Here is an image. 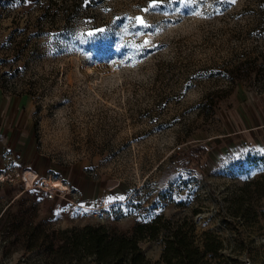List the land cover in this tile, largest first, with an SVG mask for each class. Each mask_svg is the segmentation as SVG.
<instances>
[{
	"label": "rangeland",
	"instance_id": "374dc122",
	"mask_svg": "<svg viewBox=\"0 0 264 264\" xmlns=\"http://www.w3.org/2000/svg\"><path fill=\"white\" fill-rule=\"evenodd\" d=\"M260 111L264 0H0V171L68 185L61 228L159 215L153 262L183 225L222 240L200 263L264 264Z\"/></svg>",
	"mask_w": 264,
	"mask_h": 264
},
{
	"label": "trees",
	"instance_id": "16d2710c",
	"mask_svg": "<svg viewBox=\"0 0 264 264\" xmlns=\"http://www.w3.org/2000/svg\"><path fill=\"white\" fill-rule=\"evenodd\" d=\"M208 145L192 148L187 152L191 164L195 168L205 165L209 156ZM162 217L156 215L154 220L139 222L132 232H119L103 224H86L84 226L61 228L57 238L60 243L46 244L49 259L43 264H82L86 258L95 260L97 264H203L199 259L208 253H218L222 248V240L208 234L203 250L189 241L188 230L183 225L170 226L164 232L165 250L155 262L147 258L140 245L146 237L158 238L163 230L159 226Z\"/></svg>",
	"mask_w": 264,
	"mask_h": 264
},
{
	"label": "crops",
	"instance_id": "0c3cea01",
	"mask_svg": "<svg viewBox=\"0 0 264 264\" xmlns=\"http://www.w3.org/2000/svg\"><path fill=\"white\" fill-rule=\"evenodd\" d=\"M253 118L264 123V112H256ZM29 171L33 177L26 176ZM23 174L29 184L26 188L18 181L0 183V264L44 263L49 259L46 244L60 243L56 237L62 227L58 204L69 205L68 198H49L46 190L30 185L34 170L28 168Z\"/></svg>",
	"mask_w": 264,
	"mask_h": 264
},
{
	"label": "built area",
	"instance_id": "2783aa9c",
	"mask_svg": "<svg viewBox=\"0 0 264 264\" xmlns=\"http://www.w3.org/2000/svg\"><path fill=\"white\" fill-rule=\"evenodd\" d=\"M179 149H181V146L178 147ZM35 177L34 179L31 181L32 184L30 185H37L40 186L43 190L47 191V196L49 198H54L56 194L60 193L63 196L67 197V195L70 192V189L68 187V185H64L63 188H59L56 189L55 187H52L50 185V183L48 182V179H43V181H41V179L39 178V175L37 173H35ZM18 181L19 184L22 186V188H26L27 182H26V176L24 174H19L16 173L14 171L9 172V171H0V183H4V182H12V181ZM107 205L108 204H104V205H100L97 206L96 208H94V216L96 217L97 220L99 221H106V211H107Z\"/></svg>",
	"mask_w": 264,
	"mask_h": 264
},
{
	"label": "bare ground",
	"instance_id": "6f19581e",
	"mask_svg": "<svg viewBox=\"0 0 264 264\" xmlns=\"http://www.w3.org/2000/svg\"><path fill=\"white\" fill-rule=\"evenodd\" d=\"M51 181V180H50ZM48 182H49V180H48ZM52 187H55L56 189H59V187H62V185L61 184H55L54 186H52Z\"/></svg>",
	"mask_w": 264,
	"mask_h": 264
},
{
	"label": "snow or ice",
	"instance_id": "6c2138e0",
	"mask_svg": "<svg viewBox=\"0 0 264 264\" xmlns=\"http://www.w3.org/2000/svg\"><path fill=\"white\" fill-rule=\"evenodd\" d=\"M155 2H156V0H154V5H155ZM233 2H235V0H233ZM147 10V9H146ZM138 19H140V22L141 23H144V21L142 20V18H138ZM89 35H91V33H89Z\"/></svg>",
	"mask_w": 264,
	"mask_h": 264
}]
</instances>
